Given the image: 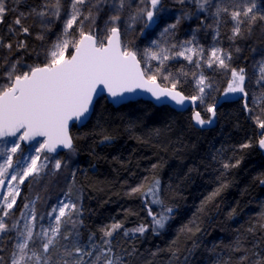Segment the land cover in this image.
Segmentation results:
<instances>
[{
    "label": "trees",
    "instance_id": "16d2710c",
    "mask_svg": "<svg viewBox=\"0 0 264 264\" xmlns=\"http://www.w3.org/2000/svg\"><path fill=\"white\" fill-rule=\"evenodd\" d=\"M129 2L133 7L125 12L127 22L139 0ZM180 7L192 14L189 19L196 18V35L199 40L202 36L207 39L203 42L207 45L212 35V29L206 26L210 18L205 19L204 13L197 15L190 0ZM258 22L264 25V20ZM24 24L30 31L27 37H21L26 41L23 60L28 65H42L44 48L41 39H37L41 34L39 25ZM252 26L251 34L248 25H244L243 37L234 40L229 39L232 23L225 19L220 26L221 44L231 55L228 69L215 64L209 67L204 59L197 67L195 60L189 62L182 57L164 61L162 68L160 63H151L148 72L157 74L156 69L160 68L158 83L171 87L173 81H178L177 89L187 97L198 95L196 78L203 74L210 87L202 104L212 106L226 93L232 79L231 68H244L250 77L245 84L248 117L242 100L224 102L215 110L213 127L196 128L190 108L178 112L145 101L113 107L102 97L96 100L84 126H72L73 149L59 155L73 152L75 160L61 182L81 209L76 216L81 244L91 237L92 247L95 245L98 252L107 247L103 241L110 240L120 264H257L264 259V150L259 148L262 135L257 128V118L264 121V86L257 83L255 67L251 73L255 31ZM56 27L54 21L52 30L43 33L46 38L50 34L48 42L53 43ZM71 31L77 39L78 22ZM233 47L239 53L233 52ZM138 52L144 67V56ZM165 75L170 80L165 81ZM253 94L257 97L254 101L250 100ZM197 111L207 120L200 106ZM105 137L110 139L104 142ZM245 144L249 146L242 147ZM224 163L236 166L225 169ZM156 181L160 198L173 211L164 228L154 231L149 208L155 214L161 209L151 203L150 196L146 199L145 193ZM46 190L48 187L39 192L41 197L47 195ZM115 223L122 227L105 237L103 230ZM141 225L146 227L143 234L132 233ZM107 258L104 256L101 264ZM83 259L94 264L95 254Z\"/></svg>",
    "mask_w": 264,
    "mask_h": 264
},
{
    "label": "snow or ice",
    "instance_id": "6c2138e0",
    "mask_svg": "<svg viewBox=\"0 0 264 264\" xmlns=\"http://www.w3.org/2000/svg\"><path fill=\"white\" fill-rule=\"evenodd\" d=\"M17 4L21 0H15ZM185 4L187 0H178ZM196 6V14L204 13L205 19L211 18L218 29L229 16L233 22L232 35L229 39L243 37V26L248 25L249 31L256 21L264 20V9H257L256 0H190ZM88 5L85 12L84 6ZM103 5H107L112 14L105 21L104 29L85 32L84 21L92 19L103 11ZM133 5L129 0H70L71 11L66 10L64 0H42V3L32 7L27 14L35 19L41 29H50L54 20L62 17L68 18L64 22L62 33L55 43L45 50L46 63L42 65H25L21 59L10 60L8 56L2 58L0 68L6 69L0 73V189L7 187V191H0V252L5 251L2 246L4 234L14 232L10 237L11 250L7 259L0 256V264H52L51 249L63 239L64 256L63 264H86L83 257H91L95 254L94 264H120V258L116 257L110 245V240H104L105 248L96 251L87 246L81 247L79 233L76 230V221L73 216H79L81 209L71 199L69 193H65L64 200H58L52 206L51 211L40 214L35 207V201L25 203L24 209L18 218L13 217V223L9 226L5 218L12 215L20 195V186L30 177L47 175L52 160L53 171H60L64 167L63 162L55 156L42 155L45 153H57L58 147L73 149L72 138L69 135V121L79 122L81 125L90 119L94 111V102L97 97H103L107 103L114 105L135 104L144 99L138 92L149 93L148 101L157 105L174 102L180 108L184 107L189 99L177 89L178 81H173L171 87H161L157 80V74L163 67V62L171 57L167 54L168 49L161 48L157 40L151 41V46L144 49V67H141L142 59L138 58V51L129 50L128 44L121 40L120 23L123 14L129 12ZM135 11L130 12L129 20L131 28L137 22H143L141 33L152 28L158 23L163 10V0H139L135 5ZM15 11V9H12ZM9 11L5 0H0V22ZM259 11V15L257 14ZM25 13L21 12L14 24L20 26V32L29 34V28L24 27L22 18ZM191 13H182L176 17L175 23L166 24L160 32V36L167 38L174 34L177 25L182 19L188 18ZM83 17V19H80ZM79 21V39L72 37L74 25ZM204 23V21H202ZM213 27V24L206 25ZM10 32L14 29L10 26ZM216 35H219L217 31ZM37 39H44L43 32L37 35ZM106 39V43L104 42ZM215 39V36H214ZM195 43V35L190 41L179 45L173 44L176 56H182L189 62H194L200 67L203 60L204 49L192 47ZM153 47L158 50H153ZM0 48H7L11 52L13 45L4 43L0 38ZM26 48V43L20 40L16 49ZM74 49L69 55V49ZM239 49H237L238 51ZM150 60L160 63L156 69L157 74L149 75ZM231 60L230 53L222 49L212 47L207 64L212 67L228 69ZM259 78L257 83L264 86V60L258 64ZM255 74V72L253 73ZM231 77L226 93H248L245 91L246 72L244 68L239 70L231 68ZM165 81L170 80L165 75ZM196 87L199 95L190 99L195 102H203L205 90L210 87L206 77L201 74L196 78ZM107 96H104V93ZM247 109V104H245ZM207 111L211 117L205 120L199 111H194L191 119L198 125L211 124L216 115L215 106H209ZM258 126L264 129V121L257 118ZM42 137L43 141L38 140ZM110 138L105 137L107 142ZM26 145L27 147L22 146ZM38 145V146H37ZM245 144L242 147H248ZM259 147L264 149V138L259 140ZM237 165L239 161L236 162ZM229 163H224L225 169ZM264 183V182H262ZM139 189H133L138 191ZM151 197V203L160 206L161 211L155 214L149 208L148 214L153 218V230L162 229L172 214V208L166 207L160 198L159 181L150 187L145 193V198ZM47 218V226L43 223ZM23 221V223H21ZM68 221L72 222L73 228L68 235L62 233V226ZM119 223L104 229V236L111 237L113 232L120 229ZM146 230L144 225L132 230L143 234ZM128 235V232H125ZM92 238H89V243ZM74 246V252L72 250ZM242 259H244L242 257ZM264 264V259L257 261Z\"/></svg>",
    "mask_w": 264,
    "mask_h": 264
},
{
    "label": "rangeland",
    "instance_id": "374dc122",
    "mask_svg": "<svg viewBox=\"0 0 264 264\" xmlns=\"http://www.w3.org/2000/svg\"><path fill=\"white\" fill-rule=\"evenodd\" d=\"M64 2L66 5V10L70 12L71 11L70 0H64ZM256 2H257L258 10L264 9V0H256ZM41 3H42V0H36L34 3H28V0H21L19 4H17L15 0H5L6 7L9 8V11L5 14L3 21L0 22V38L3 39L4 43H11L13 45V48L11 52H9L7 48H0V64L3 63L2 58L4 56H8L10 60L21 59L25 65H28L23 60V56H22V51L25 48L20 49V50L16 49V44L20 40L25 41L21 37L22 36L27 37L28 34H24L20 32V26L15 25L14 21L18 16H20V13L23 12L26 14L25 17L22 18V24L24 27H27L26 24H24L25 22H28L30 25L37 24L39 25L38 29L40 33L42 32L45 33L46 29L42 30L40 24L36 22L33 17L27 15L30 12V9L32 7H36L40 5ZM180 4L181 3H179L178 0H163V10L161 12L160 17H158V23L154 24L152 28L146 30L143 34L141 33V29L143 28V22L142 21L137 22L133 24L131 28H129L128 24L131 23V21L127 22L128 15L126 16V14L124 13L122 22L120 23L121 40L123 42H126L130 48L132 47L133 50L140 51L142 54L144 53L145 48L152 47L151 46L152 40H157L160 43L161 48H165L169 50L167 54L171 58L168 59L167 61H172L175 59L182 58V56H176L174 54L175 52L180 51L181 49L179 47L173 49L171 46L173 44L179 45L182 42L190 41L193 39V35H195V43L190 46L204 49V52H203L204 61L207 62V59L210 55V52L213 46L222 49L225 53H228L227 50L223 49L220 36L216 35L217 31L219 32L220 26L223 25V23L217 29L211 18L209 20V24H213V27L209 28V30L212 29L213 36L211 35L210 37L211 39L207 45L203 44V42H205L203 38L199 40V37L196 35L197 20L194 16L191 19L189 18L182 19L181 22L177 25L174 31V34L169 35L167 38L160 36L161 30L166 24L175 23L176 17L180 16L182 13H189V10L181 8ZM87 7L88 5L84 6L85 12L87 11ZM102 7L104 10L101 11L95 17L94 22L92 19L84 21L83 30H85L86 32H92L93 34H95V30L105 28V21L108 19V17L112 13L108 11L107 5H103ZM12 9H15V11H13ZM67 18H68L67 16H64L60 20H54L55 22H57V27H56V30L52 32L53 33L52 39L54 40L53 43L56 42L57 37L62 33L63 31L62 27L64 26V22L66 21ZM80 19H83V17H81ZM225 19H228L233 25V22L231 21L230 17L227 16L225 17ZM10 26L14 29L13 32H10L9 30ZM79 27L80 25L78 21V28ZM254 28H255V31H253L252 33L254 35L253 41H252L253 46L251 50L252 51L251 61H252L253 67H251L252 71L251 70L250 71L252 73L255 67V70L257 71L255 73L259 75L257 66L260 63V61L264 60V25L258 22L254 24ZM251 29H253V26L251 27ZM50 30H52L51 27H50ZM251 32H252L251 30L248 31V34H251ZM49 36L50 34L46 38L44 35V39L40 40V42L42 41V46L44 48V53L41 54L42 56L41 60L43 61L42 63L47 62L45 60V50L47 48H50V46L53 44L52 42H48V39H50ZM214 36H215V39H214ZM259 38L263 40L262 43L259 42ZM77 39H79V33H78ZM233 48H234L233 52L236 51V47H233ZM153 50H158V49L153 47ZM69 51L72 52L73 49L70 48ZM236 53H239V52L236 51ZM66 56H67V53H66ZM196 59H198V57L194 56L193 60H196ZM148 63L157 65L159 61L150 60L148 61ZM6 67L7 66L5 65L4 68H0V73H2L6 69ZM206 82L209 83L210 81L206 79ZM246 83L247 81H245V84ZM206 91L207 89L205 90L203 99L206 95ZM198 95H199V92H198ZM256 99L257 97L254 94H253V98L250 97V100L254 101ZM197 102H198V106L201 107V111L206 112L207 119H209L210 115H209V112L207 111V108L209 107V105L204 106L200 100H197ZM257 128L258 130L261 131L262 136H264V129H261L259 126ZM22 146L27 147L23 144ZM42 155H49V154L45 153ZM55 157L60 159L63 162L64 167H62V169L58 172L53 171L52 165H54L55 160H52L49 166V169L47 170L48 171L47 175H41L39 177H30L25 181L23 185L20 186V195L17 198L16 206H14L12 210V215L10 217L5 218L9 226L13 223V217L18 218L20 216L21 211L24 209L25 203L35 201V207H36L37 212L40 214H46L48 211H51L52 206L55 205L58 200L65 199L64 194L69 193V192L67 190V187L62 184L61 177L69 169L68 166L71 164V162H74L75 155L73 152H68L64 155V157H62V155H56ZM45 187H48V190H46L47 195H44L43 197H41V194L39 192L42 191ZM0 191L6 192L7 187L0 189ZM71 199L74 200L73 197H71ZM0 200H2V197H0ZM73 220L76 221L75 215L73 216ZM21 223H23V221H21ZM43 223L45 224V226H47V223H48L47 218H45ZM72 228H73L72 222L68 221L62 226V233L64 235H68L72 231ZM132 233H137V232H132ZM14 235H15L14 232H9V233L4 234V242L2 246L5 248V251L0 252V256L5 257V259H7L8 254L11 250L10 237ZM65 243L66 242L63 241V239H61V241L57 244V246L51 249L52 264H63V260L66 258L63 252V245ZM80 246L81 247L87 246L88 249L90 250V248L92 247V243H89L88 241V242L81 244ZM72 250L74 252V246ZM84 261L86 262V264H91V261L89 259L84 260Z\"/></svg>",
    "mask_w": 264,
    "mask_h": 264
},
{
    "label": "water",
    "instance_id": "95a60500",
    "mask_svg": "<svg viewBox=\"0 0 264 264\" xmlns=\"http://www.w3.org/2000/svg\"><path fill=\"white\" fill-rule=\"evenodd\" d=\"M106 42H107V41L105 40V43H106ZM73 51H74V49H73ZM141 67H142V65H141ZM160 86H161V87H164V86H162V85H160ZM138 92L141 93V94L144 96V99L141 100V101L150 102V103H152L153 105H155V106H157V107H160V106H168V107H170V108H172L173 110L178 111V112H183V111H185V110H187V109L190 108L191 111H192V115H193V112H194V111H197V108H198V102H197V101L193 102V101L190 99L191 97H189V99H187V100L185 101L184 107H183V108H180L179 106H176L174 102H167V103H164V104H162V105H157V104H155V103H153V102H151V101H148L147 97L150 96L149 93H143L142 90H138ZM104 96H105V97L107 96V93H106V92L104 93ZM186 97H187V96H186ZM99 98H102V97H97L96 100L99 99ZM247 99H248V97L245 96L244 93H224V94H222V95L219 97V99H218L217 102L215 103V105H214V106H215V110H216V109H217L222 103H224V102H231V101H235V100H242V109L244 110V113H245L246 117H248V108L245 109V104H247ZM96 100H95V102H96ZM95 102H94V104H95ZM109 104H111L113 107H118V106H120V105H114V104H112V103H109ZM91 115H92V114H91ZM211 115H212V114H211ZM88 120H89V119H88ZM88 120H87V121H88ZM215 121H216V117L213 118V123H211V124H206V125H204V126H201V125L196 124L193 120H192V124H193L194 127H196V128H211V127H213V126L215 125ZM86 123H87V122H86ZM86 123H84L83 125H81L79 122L69 121V135H70V137H71V128H72V126H75L77 129H79V128H81L82 126H84ZM259 134H261V131H259ZM71 138H72V137H71ZM263 138H264V136H263ZM37 139L40 140V141H43V138H42V137H38ZM72 142H73V140H72ZM25 146H26V145H25ZM259 148H260V147H259ZM67 150H69V149H64V148H62V147H58V151H57V153H51V154H49V155L56 156V155H59V154H61V153H63V152H66ZM263 150H264V149H263ZM46 154H48V153H46Z\"/></svg>",
    "mask_w": 264,
    "mask_h": 264
},
{
    "label": "bare ground",
    "instance_id": "6f19581e",
    "mask_svg": "<svg viewBox=\"0 0 264 264\" xmlns=\"http://www.w3.org/2000/svg\"><path fill=\"white\" fill-rule=\"evenodd\" d=\"M211 32V31H210ZM215 32V31H214ZM204 33H206V32H204ZM213 33V32H212ZM213 36V35H212ZM202 38H203V36H202ZM204 38H205V36H204ZM206 38H207V36H206ZM203 40H205V39H203ZM207 40V39H206ZM205 40V41H206ZM209 40V39H208ZM211 43V42H210ZM160 84V83H159ZM161 85V84H160ZM167 87V86H166Z\"/></svg>",
    "mask_w": 264,
    "mask_h": 264
}]
</instances>
